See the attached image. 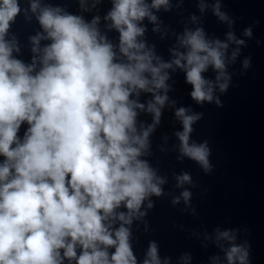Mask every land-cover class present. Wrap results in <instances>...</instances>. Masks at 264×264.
Instances as JSON below:
<instances>
[{
	"label": "clouds",
	"instance_id": "obj_1",
	"mask_svg": "<svg viewBox=\"0 0 264 264\" xmlns=\"http://www.w3.org/2000/svg\"><path fill=\"white\" fill-rule=\"evenodd\" d=\"M100 2L94 0L93 7ZM79 3L88 10L87 0ZM111 3L104 19L119 33L118 46L101 34L99 16L88 22L30 0L43 32L30 38L33 57L25 63L13 55L20 51L15 37L6 39L22 12L21 0H0V264H141L130 226L147 216L141 211L146 200L152 209L150 197L164 194L165 179L142 157L150 154V135L169 102L168 70L185 73L197 104L224 107L215 91L227 93L228 64L236 61L245 40L232 31L221 41L208 38L203 27L185 29L178 37L183 51L172 49L166 62L139 38L146 18L157 22L152 9L170 10L169 0ZM205 7L201 3L200 10ZM213 13L231 27L219 0ZM244 35L251 37L252 28ZM41 41L49 43L41 46ZM230 42L237 47L229 57ZM250 59L243 61L245 69ZM209 68L215 81L204 75ZM141 93L153 98L141 103ZM190 111L175 110L183 127L175 133L179 151L209 173L208 141L190 143L203 113ZM140 112L152 114L153 123L138 127ZM176 180L178 187L192 182L186 172ZM191 196L188 190L181 193L186 204ZM172 203L179 204L180 197ZM238 231L217 228L215 242L226 264H251V244L236 243ZM211 259L220 264V256ZM142 264H162L155 241L149 242Z\"/></svg>",
	"mask_w": 264,
	"mask_h": 264
},
{
	"label": "water",
	"instance_id": "obj_2",
	"mask_svg": "<svg viewBox=\"0 0 264 264\" xmlns=\"http://www.w3.org/2000/svg\"><path fill=\"white\" fill-rule=\"evenodd\" d=\"M93 2L87 0L88 10L85 11L79 0H40L41 6L61 7L70 14L83 16L88 22L99 16L101 34L118 46L119 33L109 30L110 22L104 19L112 8L111 0H101L95 7ZM147 2L150 4L151 0ZM216 2L169 0L170 10L152 9L157 16L155 24L147 18L141 23L146 31L139 39L149 48L154 47L156 55L166 62L173 58L172 49L183 51L178 46V37L185 29L203 27L208 38L221 41H226V34L232 31L246 42L245 46H240L236 61L228 64L232 79L227 93H220L218 88L215 91L224 103L223 108H218L214 102L197 104L191 99L192 88L186 83L185 73L179 68L168 70L171 77L167 82L171 86L167 93L169 102L162 109L161 122L150 135V154L142 157L165 179L161 185L164 194L150 197L154 204L152 209L147 208L146 200L141 211H147V216L134 220L130 226L133 249L141 264L150 241L157 243L162 264L165 258H170L171 264H213V256H220V264H226L215 242L217 228L221 231L239 229L236 243L251 244V264H264V0H219L221 11L233 22L231 27L214 15ZM201 3L206 5L203 12ZM21 7L22 12L6 39L15 37L20 51H14L13 55L31 63L30 38L43 29L30 10V0H21ZM248 27L252 28L251 37L244 35ZM46 43L49 41H41V46ZM236 47L230 42L229 57ZM249 57L250 67L245 69L243 61ZM204 75L215 81L216 73L211 68ZM152 98V94L141 93L139 99L147 104ZM179 107L190 108L189 114L203 113V118L193 125L190 143L208 141L213 165L209 173L197 162L181 157L180 141L175 135L183 130L175 116ZM152 123V114L140 112L138 127ZM185 172L190 174L192 182L178 187L176 176ZM184 190L192 193L187 204L181 197ZM176 197H180L179 204L172 203ZM184 256H190L191 260H182Z\"/></svg>",
	"mask_w": 264,
	"mask_h": 264
}]
</instances>
